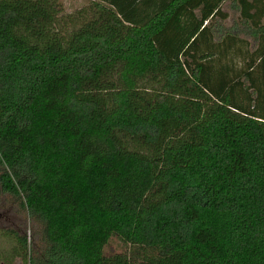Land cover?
<instances>
[{
	"label": "trees",
	"instance_id": "16d2710c",
	"mask_svg": "<svg viewBox=\"0 0 264 264\" xmlns=\"http://www.w3.org/2000/svg\"><path fill=\"white\" fill-rule=\"evenodd\" d=\"M224 1L0 0V189L46 236L24 264H264V0H228L253 42Z\"/></svg>",
	"mask_w": 264,
	"mask_h": 264
},
{
	"label": "rangeland",
	"instance_id": "374dc122",
	"mask_svg": "<svg viewBox=\"0 0 264 264\" xmlns=\"http://www.w3.org/2000/svg\"><path fill=\"white\" fill-rule=\"evenodd\" d=\"M61 2L63 12H72L79 7L86 5L90 0H58ZM222 9L228 14L224 19L217 18L215 25L218 31L225 32L231 31L236 32L240 36H244L251 42L254 41L253 37L247 33V28L244 23L238 17L237 6L231 1H224ZM113 78V73L108 76V79ZM141 87L149 86L142 79L139 82ZM5 200V205L1 209H7L8 216L14 219L18 223H22V236L28 244L30 254L39 253L40 250H44L46 245V236L44 234V224L41 220L30 215L24 206H21V200L19 196H13L10 193H1V201ZM5 207V208H4ZM126 253L133 259H138L143 254V250L132 244L122 242L118 237L111 238L104 247V253L106 255L113 253ZM151 253H148L150 256Z\"/></svg>",
	"mask_w": 264,
	"mask_h": 264
},
{
	"label": "flooded vegetation",
	"instance_id": "af4514ba",
	"mask_svg": "<svg viewBox=\"0 0 264 264\" xmlns=\"http://www.w3.org/2000/svg\"><path fill=\"white\" fill-rule=\"evenodd\" d=\"M1 193H9L0 189V264H24L25 237L22 235V223L10 218L7 209H1L5 200L1 201Z\"/></svg>",
	"mask_w": 264,
	"mask_h": 264
}]
</instances>
